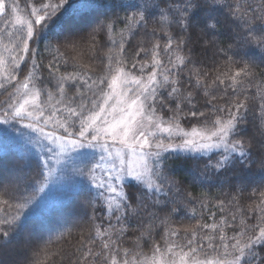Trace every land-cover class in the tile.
<instances>
[{
	"label": "snow or ice",
	"instance_id": "6c2138e0",
	"mask_svg": "<svg viewBox=\"0 0 264 264\" xmlns=\"http://www.w3.org/2000/svg\"><path fill=\"white\" fill-rule=\"evenodd\" d=\"M112 8L77 40L71 0H0V144L26 135L21 129L35 134L27 144L46 157L43 181L50 162L78 153L86 184L77 195L104 213L80 233L69 264H264V152L239 136L251 115L264 138V69L245 59L252 48L264 64V0H119ZM223 28L226 46L217 40ZM190 43L223 62L197 67ZM173 154H188L200 171L193 182L254 167L262 182L210 203L183 192L167 164ZM39 206L34 196L0 192L3 246ZM157 206L162 217L146 211ZM182 210L190 222L176 227L171 216ZM130 231L138 235L126 247ZM58 239L71 243V231ZM66 258L63 249L46 251L40 264Z\"/></svg>",
	"mask_w": 264,
	"mask_h": 264
},
{
	"label": "trees",
	"instance_id": "16d2710c",
	"mask_svg": "<svg viewBox=\"0 0 264 264\" xmlns=\"http://www.w3.org/2000/svg\"><path fill=\"white\" fill-rule=\"evenodd\" d=\"M71 2L78 7V13L74 16L75 26L71 32L74 38L79 40L80 37L87 38L88 33L96 27L98 23L110 16L113 13V3H118L119 0H71ZM87 5L80 8V5ZM123 15V13H120ZM81 17H84L81 20ZM67 19V17H65ZM230 30L227 28L221 29V34L217 40L221 46H226L232 43L230 39ZM101 44H103V37L101 36ZM195 39V38H193ZM56 44L55 39L52 40ZM40 55L43 62L47 64L51 56L48 52L44 51V44L38 45ZM189 47L192 48V59L196 62V66L202 69L212 71L218 64L223 62L222 56L214 55L215 50L212 48H204L200 43H190ZM243 51V50H242ZM245 59H252L259 67L257 71L264 69V64H261L259 54L255 49L247 48ZM97 58H100V52H97ZM87 61V57H85ZM97 70L102 66L98 63L94 65ZM71 70V69H69ZM46 75V73H45ZM4 97L0 96V99ZM248 123L242 124L239 129V136L246 141H251L253 144L252 151L254 154L264 152V138H262L257 127L252 124V116H247ZM187 126V125H186ZM182 158H175V154L167 161L168 167L171 170L174 179L180 182V186L185 193H192L194 197L200 199H207L210 203L216 199H230L231 195L236 194V187L241 185H250L251 188L259 186L262 182L261 172L258 167H254L251 172L245 174H238L233 176L231 173L225 177L209 178L207 180H196L193 182L194 176H199L200 171L194 170L195 166L191 160ZM42 162L38 156H33L24 151L20 143H13L12 141L0 145V192L5 189L8 190L13 196L23 193L28 197H35L40 201L43 192L37 191L41 183L46 181L42 180L39 174L42 168ZM202 167V165H201ZM40 181L41 183H38ZM86 184V182H85ZM79 188L69 193L63 200L54 202L50 205L49 211L41 215H32L26 226L22 227L15 233L11 241L5 245V241L0 239V264H40L45 259V252L57 251L63 249V254L67 257L63 264H69L71 259L75 258L74 246L79 240L81 232L87 231L89 225L93 222V216L96 217L95 222L100 223L101 217L104 213L99 210V206L95 211L88 203L87 195H77ZM130 189L135 188V185L130 184ZM25 189L27 191L25 192ZM245 202L247 201V193H245ZM173 207L172 204L168 205L165 211H170ZM198 207V205H197ZM146 211L157 212L161 217L165 211H161L159 206L150 207ZM171 221L174 226L178 227L181 224H188L189 217L186 210H182L179 214H173ZM194 222V221H193ZM131 227L136 228V222H132ZM71 231V243L65 240H59L61 233ZM137 233L130 231L127 234L125 246L131 245ZM159 239V237H156ZM28 251L25 258L24 252ZM145 252L148 248L145 247ZM59 261V257H54Z\"/></svg>",
	"mask_w": 264,
	"mask_h": 264
},
{
	"label": "rangeland",
	"instance_id": "374dc122",
	"mask_svg": "<svg viewBox=\"0 0 264 264\" xmlns=\"http://www.w3.org/2000/svg\"><path fill=\"white\" fill-rule=\"evenodd\" d=\"M7 127L6 125H0V128ZM17 128H20L17 125ZM22 133L26 135H21L19 133H12L13 139L11 140L13 143H20V146L24 149V151L33 156H38L34 150H31L30 146L27 144V136L35 135L30 132L28 129H21ZM1 145V144H0ZM42 162L43 154L38 156ZM49 167L52 169L51 175L48 177L45 182L46 187L44 192L40 197V206L35 210L33 215H41L49 211L50 205L54 202L63 200L69 193L76 191L81 182L84 181V178L77 174L76 169L83 167L81 161L79 160L78 153H71L70 157H68L64 162L60 165H56L53 162H50ZM25 258L28 251H23Z\"/></svg>",
	"mask_w": 264,
	"mask_h": 264
}]
</instances>
